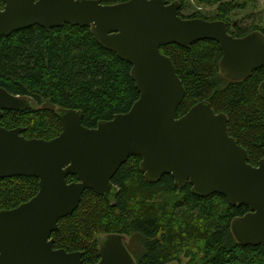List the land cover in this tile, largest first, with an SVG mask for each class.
<instances>
[{"label":"water","instance_id":"water-1","mask_svg":"<svg viewBox=\"0 0 264 264\" xmlns=\"http://www.w3.org/2000/svg\"><path fill=\"white\" fill-rule=\"evenodd\" d=\"M0 38L39 26L90 28L96 42L132 66L139 99L131 110L96 128L83 125V113L59 110L61 134L27 139L24 129L0 125V180L36 178L39 192L12 210L0 211V264H83L84 253L55 249L52 238L60 220L93 191L112 206L120 189L113 179L130 157H139L145 179L158 183L170 175L178 187L192 186L199 197L225 196L249 213L235 218L231 230L243 246H264V159L248 163V152L231 137L229 119L204 101L179 118L186 89L168 45L189 48L215 41L223 56L221 74L230 81L249 79L264 69V35L232 36L222 21L184 19L181 4L166 0H129L105 5L101 0H0ZM264 99V82L259 88ZM31 98L0 88V120L5 112L36 109ZM76 182H68L69 177ZM127 237L99 239L98 264H137Z\"/></svg>","mask_w":264,"mask_h":264},{"label":"trees","instance_id":"trees-1","mask_svg":"<svg viewBox=\"0 0 264 264\" xmlns=\"http://www.w3.org/2000/svg\"><path fill=\"white\" fill-rule=\"evenodd\" d=\"M116 5L129 0H101ZM179 2L184 19L222 21L229 33L244 38L264 29L243 27L233 15L246 9L237 0H194L199 6L215 8L213 16L185 15L188 0ZM171 58L186 96L179 118L200 102H208L216 114L229 119V132L258 166L264 159V99L259 88L264 69L244 81H230L219 68L223 56L215 41H203L189 48L168 45L161 49ZM132 66L102 48L90 28L65 25L47 31L39 26L0 38V88L14 96L31 98L36 109L5 112L0 125L23 128L27 139L52 140L62 132L59 110L83 113V125L96 128L127 113L139 99L131 77ZM141 159L130 157L113 179L120 189L115 205L87 190L79 208L60 220L53 233L55 249L82 252L83 264L100 261L99 239L119 234L139 237L140 251L132 252L137 264H170L187 253L191 264H264V246L240 245L231 230L237 217L249 213L247 206H232L222 195L199 197L192 186L178 187L172 176L148 182L141 171ZM69 177L68 182H76ZM39 192L36 178L0 180V211L12 210Z\"/></svg>","mask_w":264,"mask_h":264},{"label":"rangeland","instance_id":"rangeland-1","mask_svg":"<svg viewBox=\"0 0 264 264\" xmlns=\"http://www.w3.org/2000/svg\"><path fill=\"white\" fill-rule=\"evenodd\" d=\"M237 2L246 5V9L236 12L232 21H242L245 28L253 26L264 29V0H237ZM188 4L189 10L184 13L185 15L201 13L211 17L215 12V8L199 6L194 0H188ZM126 241L132 252L137 253L140 251L141 240L139 237H129ZM187 255L189 254H181L176 262L170 264H191L193 260Z\"/></svg>","mask_w":264,"mask_h":264},{"label":"flooded vegetation","instance_id":"flooded-vegetation-1","mask_svg":"<svg viewBox=\"0 0 264 264\" xmlns=\"http://www.w3.org/2000/svg\"><path fill=\"white\" fill-rule=\"evenodd\" d=\"M0 8H4V3L3 2H0Z\"/></svg>","mask_w":264,"mask_h":264}]
</instances>
